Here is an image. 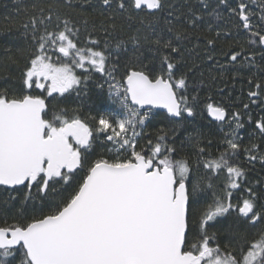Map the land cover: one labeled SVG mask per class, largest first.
<instances>
[{"label":"snow or ice","instance_id":"snow-or-ice-1","mask_svg":"<svg viewBox=\"0 0 264 264\" xmlns=\"http://www.w3.org/2000/svg\"><path fill=\"white\" fill-rule=\"evenodd\" d=\"M199 4L33 0L3 18L0 264H264V178L248 179L264 167V0ZM198 50L247 83L246 119L201 99Z\"/></svg>","mask_w":264,"mask_h":264},{"label":"trees","instance_id":"trees-1","mask_svg":"<svg viewBox=\"0 0 264 264\" xmlns=\"http://www.w3.org/2000/svg\"><path fill=\"white\" fill-rule=\"evenodd\" d=\"M33 0H0V28H3L4 26H7L8 21L4 20L3 18L5 16H14L16 12L17 6H23L25 4H30L32 3ZM173 2L177 4H192L196 8H202V5L199 4V0H173ZM210 4H214V0H209ZM186 11V8L184 9ZM211 9H203V13L205 15L206 21L208 20L207 17V12H209ZM190 31H193L190 29ZM197 34H203V35H209L206 31V23H201L199 28L195 30ZM84 37L83 35L81 36V40H83ZM189 47H191L189 45ZM200 51V57L198 58L194 53L190 52H185V60L187 61V67H191L192 64H198L200 65V68L196 72V76L194 78L195 82L200 85V97L203 99L205 96L211 92V95L217 102L225 101L229 105H233L232 110H238L242 112V115H245V110L242 105L245 103L244 100L236 99V97L245 95L248 91V85L245 81L238 80L235 82H232L229 78L231 76V73L229 72L228 74L224 75V80L221 81L220 79V73L219 71L215 68V66L211 62H207L203 60L204 53L202 50ZM146 55H148L146 53ZM217 56H219V52L217 53ZM126 59V57L121 56V61ZM258 63L264 65V61H257ZM185 68V70H186ZM203 73V76H201L200 73ZM252 73H255L256 76L255 78H259L261 76V72L256 69L252 68L249 71L244 72L245 78L248 77L249 75H252ZM79 74V73H78ZM215 76L217 79L214 81L212 77ZM94 79H99V74H94ZM202 81V83H200ZM225 82H227V87H225ZM233 83L235 86L233 87ZM224 88V93L221 94L218 89ZM189 91L191 92L192 89L190 88ZM33 94H41V90H36ZM55 95V94H54ZM71 99H75V96L71 97ZM223 99V100H222ZM55 103V102H53ZM247 103L250 104L251 107V102L248 101ZM89 109L86 107L85 108V113H87ZM103 111L107 112L109 109H103ZM92 114H95L94 112ZM251 114L253 115L254 118H258V114L262 115L260 112L259 108L253 107L251 109ZM246 117V115H245ZM196 127H198L201 131L208 133V132H217V123L212 122L208 118L207 112H204L202 115H199L195 118L194 121ZM192 128H189V131H192ZM145 131H154L153 127H149ZM216 137H214L215 139ZM258 142V141H257ZM245 144L248 143L247 137H245ZM213 152H215V149H212ZM189 152L191 153L193 159H195V151L193 149H189ZM241 160H244V157H241ZM245 166H247V163L245 161ZM264 178V167L261 166V164L256 163L254 167L250 169V173L248 176L249 181H254L256 179H261ZM217 184L218 180L216 181ZM5 198V194L3 192H0V200ZM13 221L11 219V215L9 216L8 223L11 224ZM4 225V220L0 219V226Z\"/></svg>","mask_w":264,"mask_h":264},{"label":"flooded vegetation","instance_id":"flooded-vegetation-1","mask_svg":"<svg viewBox=\"0 0 264 264\" xmlns=\"http://www.w3.org/2000/svg\"><path fill=\"white\" fill-rule=\"evenodd\" d=\"M230 2H232V0H230ZM253 8H255V6H253ZM241 42H243V37H241ZM246 47H247V45H245ZM255 51H257V52H259L260 51V49H254ZM259 60V59H258ZM257 60V61H258ZM236 99H240V100H244L245 101V103H247L249 100H248V98H247V95L245 94V95H241V96H238V97H236ZM223 100V99H222ZM220 102V101H219ZM221 102H225V101H221ZM241 107H242V105H240ZM242 113V112H241ZM208 114V113H207ZM262 115H264V113H262ZM208 118H209V116H208ZM254 118V117H253ZM245 119H246V117H245ZM255 119V118H254Z\"/></svg>","mask_w":264,"mask_h":264},{"label":"water","instance_id":"water-1","mask_svg":"<svg viewBox=\"0 0 264 264\" xmlns=\"http://www.w3.org/2000/svg\"><path fill=\"white\" fill-rule=\"evenodd\" d=\"M160 111H163V110H160ZM208 116H209V119H210L211 121H213V122L217 123L216 121H214V120H213V118H212V117H210V115H209V114H208Z\"/></svg>","mask_w":264,"mask_h":264},{"label":"rangeland","instance_id":"rangeland-1","mask_svg":"<svg viewBox=\"0 0 264 264\" xmlns=\"http://www.w3.org/2000/svg\"><path fill=\"white\" fill-rule=\"evenodd\" d=\"M222 180H223V176L220 177V180H218V183H220Z\"/></svg>","mask_w":264,"mask_h":264}]
</instances>
